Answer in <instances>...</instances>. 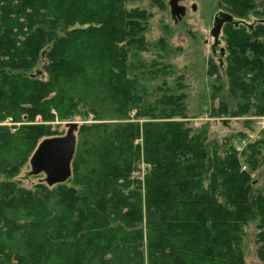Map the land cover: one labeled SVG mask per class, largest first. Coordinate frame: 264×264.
<instances>
[{"label":"trees","instance_id":"obj_1","mask_svg":"<svg viewBox=\"0 0 264 264\" xmlns=\"http://www.w3.org/2000/svg\"><path fill=\"white\" fill-rule=\"evenodd\" d=\"M135 1L0 0V264H246L249 225L264 264V132L239 156L247 132L191 124L185 94L156 83L169 67L137 56L151 15ZM216 8L232 21L208 117L248 128L264 118V3ZM77 120L65 183L13 180L62 136L52 123Z\"/></svg>","mask_w":264,"mask_h":264},{"label":"rangeland","instance_id":"obj_2","mask_svg":"<svg viewBox=\"0 0 264 264\" xmlns=\"http://www.w3.org/2000/svg\"><path fill=\"white\" fill-rule=\"evenodd\" d=\"M217 1L159 0V3H162L161 6L160 4L156 5L153 0L133 2L130 6L145 9L151 15L147 20V30L144 33L148 50L147 52H137V56L141 61L150 62L149 60L153 59L163 66L169 67L167 76L159 78L156 83L163 80L172 90L185 94L187 115L192 118L190 122L194 127L208 122L210 123L209 129L215 137L231 135L237 131L247 132L244 141H241L240 144L238 141L234 142L235 146L241 148L238 153L240 156L244 147L259 139L261 133L264 132V118H246L245 120L254 121L249 124L248 128L250 129H248L242 124L243 119L208 117L210 109L216 107L217 104L210 103L213 78H209L206 74L207 61L209 58L215 62L220 60L221 53L218 52L223 46L220 37L221 42L217 40V44H215L211 35L215 26L213 19L220 12L216 8ZM260 1L261 4L264 3V0ZM250 20H253L252 16ZM161 38L165 43L164 46L159 44ZM219 67L221 66L219 65ZM177 86H181V89L178 90ZM66 123L81 124L82 121L54 122L52 125L58 127V130L64 135L67 130ZM1 125L11 126V123L6 120ZM18 125L16 124V126ZM13 180L22 187L32 188L38 182L44 181V175H31L28 162L20 168L19 174ZM254 232L253 225H249L245 230L243 249L246 264H261L256 256Z\"/></svg>","mask_w":264,"mask_h":264},{"label":"water","instance_id":"obj_3","mask_svg":"<svg viewBox=\"0 0 264 264\" xmlns=\"http://www.w3.org/2000/svg\"><path fill=\"white\" fill-rule=\"evenodd\" d=\"M214 28L211 35L217 44L221 27L230 23L232 17L219 12L214 17ZM213 49V48H212ZM66 133L62 136L42 141L29 159L31 175H44L48 186L65 183L71 175V161L75 152V131L77 123L66 124Z\"/></svg>","mask_w":264,"mask_h":264},{"label":"bare ground","instance_id":"obj_4","mask_svg":"<svg viewBox=\"0 0 264 264\" xmlns=\"http://www.w3.org/2000/svg\"><path fill=\"white\" fill-rule=\"evenodd\" d=\"M66 124H69V123H66ZM66 124H65V125H66ZM236 148H237V151H238V152H240V151H241V148H240V146H237Z\"/></svg>","mask_w":264,"mask_h":264},{"label":"built area","instance_id":"obj_5","mask_svg":"<svg viewBox=\"0 0 264 264\" xmlns=\"http://www.w3.org/2000/svg\"><path fill=\"white\" fill-rule=\"evenodd\" d=\"M263 131H264V128H263Z\"/></svg>","mask_w":264,"mask_h":264},{"label":"flooded vegetation","instance_id":"obj_6","mask_svg":"<svg viewBox=\"0 0 264 264\" xmlns=\"http://www.w3.org/2000/svg\"><path fill=\"white\" fill-rule=\"evenodd\" d=\"M220 61V60H219Z\"/></svg>","mask_w":264,"mask_h":264}]
</instances>
